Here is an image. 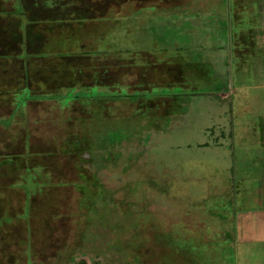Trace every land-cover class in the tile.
<instances>
[{
    "label": "rangeland",
    "instance_id": "obj_1",
    "mask_svg": "<svg viewBox=\"0 0 264 264\" xmlns=\"http://www.w3.org/2000/svg\"><path fill=\"white\" fill-rule=\"evenodd\" d=\"M121 4L110 85L53 72L28 105L0 97V264H264L243 218L264 206L262 0ZM0 15L33 22L23 0Z\"/></svg>",
    "mask_w": 264,
    "mask_h": 264
},
{
    "label": "crops",
    "instance_id": "obj_2",
    "mask_svg": "<svg viewBox=\"0 0 264 264\" xmlns=\"http://www.w3.org/2000/svg\"><path fill=\"white\" fill-rule=\"evenodd\" d=\"M121 1L127 0H23L33 21L24 31H21L16 16L0 15L1 20L9 17L16 19V30L12 38L10 26L0 24V97L6 95L9 98V102L6 103H10L12 107L14 94L28 91L33 95L27 97L28 105L35 99L34 95H43L41 85L52 86L49 77L53 72H58L63 80L66 78L71 80L70 67L73 57L81 55L88 57L83 61V64H88L90 60H95L99 53L113 52V42L117 36L120 37L121 30L118 27L122 23L121 16L128 13L111 16L113 11L120 10L123 5ZM169 3L177 6L178 2H167ZM201 12L205 13V10ZM177 17L182 19L181 14ZM162 20L164 24L167 22L164 18ZM105 38H109V41ZM104 43L110 46L103 45ZM19 44H24L25 49L33 56L25 58L15 55L10 62L7 58H1L7 52L13 51L15 54L19 52L21 50ZM61 65L65 69L63 73L59 71L62 69ZM27 79L24 85V80ZM63 83L72 86L65 81ZM261 173L259 192L260 197L264 199V170ZM243 215L247 224L264 225V206L260 205L252 214Z\"/></svg>",
    "mask_w": 264,
    "mask_h": 264
},
{
    "label": "trees",
    "instance_id": "obj_3",
    "mask_svg": "<svg viewBox=\"0 0 264 264\" xmlns=\"http://www.w3.org/2000/svg\"><path fill=\"white\" fill-rule=\"evenodd\" d=\"M101 54H103L104 56H105V59H103L102 61L103 62H100L101 60H100V58H101ZM114 54L115 53H111V52H103V53H99V54H97V56H96V58H95V60H90V62L88 63V61H87V63H88V65H86V64H83V61L84 60H86L88 57H85V56H83V55H81V56H78V57H73L72 58V63H71V67H70V69H71V80H69V79H64L63 81H65V83L66 84H68V85H75L76 83H81V84H96L97 86H100L101 84H102V82H104V83H107L108 85H110L114 80H112V79H110V78H105V79H101L100 77H98V75H99V70L100 69H103V68H105L106 69V71H115V70H121L123 67L122 66H120L119 68H117V69H113L112 68V66H110V64H111V61H110V59L112 58V57H116V56H114ZM148 55H150V54H148V53H146L145 55L143 54V57H145L144 59L146 60L145 62H144V64H142L144 67H146V69L147 70H149L150 71V69H151V71H152V69H153V66L152 65H148V63H150V62H153V61H155L154 59H153V57H152V59H150V60H148L147 61V58L149 57ZM119 57H120V54L118 55ZM142 58V57H141ZM129 59H132V56H130L129 57ZM120 60H122V59H120ZM121 63V62H120ZM112 64H116V62H113ZM123 64V63H122ZM125 65V64H124ZM60 67H62V69H60L59 71H61L62 73L64 72V70L65 69H63L64 68V66L63 65H61ZM169 67H171V66H169ZM168 68V67H167ZM67 70V69H66ZM153 72V71H152ZM107 74V73H106ZM27 81H28V79L27 80H24V85L27 83ZM119 82V81H118ZM148 82H150V83H153V84H157V79L154 77V79L153 80H148ZM148 82H146V80H144V81H141L139 84H138V87H140L139 89H135L136 91H138V90H141V92H143V91H147V84H148ZM118 84H120V82L118 83ZM142 84H146L144 87L145 88H143V86H141ZM140 85V86H139ZM142 88V89H141ZM149 91V94H150V90H148ZM140 91H139V93L140 94H138L139 96H143L145 93H141ZM123 95L125 94V95H128V93H122ZM131 94V93H130ZM146 94H148V93H146ZM112 95H114V94H112ZM117 95V94H116ZM121 95V94H120ZM137 98H139L140 99V102L142 101L141 100V98L142 97H137ZM74 108H75V110H74ZM70 109H72V110H74V113H76L77 111H79V112H81L82 114L84 113L83 111H82V107H80V106H73V104H71L70 105ZM66 156V155H65ZM6 163V160H3V161H1L0 162V166L1 165H3V164H5ZM47 165H48V163H47ZM47 169H52V171H53V168L52 167H48L47 166ZM78 171H79V169H77V172L76 173H78ZM184 252V251H183ZM183 253L181 252V255H182ZM183 256V255H182ZM186 256H184V258H181L180 257V255H179V259L182 261L181 263H184V264H189V263H191V262H193V261H191L190 259H189V257H188V259H186L185 258ZM192 257V256H191ZM225 257V256H224ZM183 259V260H182ZM184 261V262H183Z\"/></svg>",
    "mask_w": 264,
    "mask_h": 264
}]
</instances>
